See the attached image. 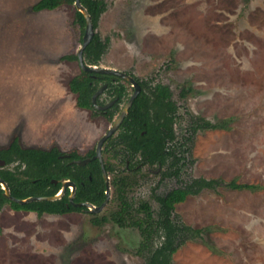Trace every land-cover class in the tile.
Segmentation results:
<instances>
[{
	"label": "rangeland",
	"instance_id": "374dc122",
	"mask_svg": "<svg viewBox=\"0 0 264 264\" xmlns=\"http://www.w3.org/2000/svg\"><path fill=\"white\" fill-rule=\"evenodd\" d=\"M39 1L0 0V149L19 137L23 147L84 156L117 116L111 121L76 106L69 83L83 71L78 60L63 57L82 46L77 9L34 12ZM105 1L97 33L110 45L100 66L170 88L178 108L174 145L184 158L180 176L163 179L164 168L138 166L139 156L126 166L104 154L114 168L106 208L40 216L7 204L0 212V264H146L140 230L112 219L120 210L114 186L120 178L137 217L143 214L135 210L149 203L157 218L156 196L194 179L254 186L221 184L178 204L177 219L203 233L172 264H264V0ZM182 88L191 89L186 97ZM193 116L219 128L194 134ZM95 215L109 220L96 226Z\"/></svg>",
	"mask_w": 264,
	"mask_h": 264
},
{
	"label": "trees",
	"instance_id": "16d2710c",
	"mask_svg": "<svg viewBox=\"0 0 264 264\" xmlns=\"http://www.w3.org/2000/svg\"><path fill=\"white\" fill-rule=\"evenodd\" d=\"M81 3L89 11L96 29V34L91 44L84 51L85 64L100 66L106 55L110 39H102L97 33L99 21L107 10L105 0H81ZM75 4V0H40L32 7L34 12L53 11L63 5ZM78 22L85 32L86 21L82 13L77 11ZM64 60H78L76 56H65ZM136 78V77H135ZM143 92L134 101L128 115L124 119L116 136H112L105 144L104 154L121 158L123 162H133L139 156L138 163L164 168L163 179L180 176V158L176 152L175 122L177 119V106L173 100L172 92L168 86L158 84L149 86L147 82H141ZM121 78L113 75L82 72L69 83L70 91L77 95L76 104L79 108L93 109L92 96L101 84H108L106 94L117 99L114 106L108 110V119L113 121L116 113L120 111L121 103L129 98L127 88L120 84ZM190 88H182L181 97H186ZM98 103H101L98 100ZM219 126L203 118L193 116L191 130L195 134L198 131L215 130ZM62 153L57 147L49 150L36 147H23L19 137H15L7 148L0 149V160L5 163L23 162L35 166H16L14 170L1 169L0 177L6 181L14 197L26 199L32 196H54L62 188L61 181L71 180L76 184L75 202H88L100 206L106 199V184L102 168L98 161L91 162L88 166H46L51 164L68 163V159H62ZM76 152L72 159H81ZM108 173L114 172L110 162H106ZM57 180L54 184L52 181ZM221 184L232 189H253L254 186L239 185L234 182L225 184L222 180L194 179L191 183L174 188L164 195L156 196L161 209L157 218L149 203H143L135 212L143 214L142 217L132 215L133 208L125 199L126 178L114 180L120 210L112 218L120 226L133 225L137 227L143 237L139 253L146 254V264H172L174 254L187 242L202 237V230L194 229L181 223L175 216L178 204L186 201L189 196L199 195L205 189H216ZM67 189L66 195L57 201L33 202L19 205L4 197V190L0 184V212L9 204L13 210L35 212L42 216L65 215L78 212L84 207H74L69 202ZM134 214V213H133ZM108 218L94 216L93 224L103 226Z\"/></svg>",
	"mask_w": 264,
	"mask_h": 264
},
{
	"label": "water",
	"instance_id": "95a60500",
	"mask_svg": "<svg viewBox=\"0 0 264 264\" xmlns=\"http://www.w3.org/2000/svg\"><path fill=\"white\" fill-rule=\"evenodd\" d=\"M75 7L77 9V11H79L80 13L83 14L85 21H86V28H85V32L83 35V40H82V46L80 48V50L78 51L77 57H78V62L79 65L82 69L83 72L86 73H97V74H104V75H113L116 77L121 78L122 80L130 83L133 88H134V93L132 94V96L130 97V99L128 100L127 104L125 105L124 109L122 110L121 114L119 115V117L115 120V122L113 123V125L111 126V128L109 129V131L99 140L98 144H97V149H96V155L93 157L92 160H99L100 164H101V168H102V172H103V177L105 180V184H106V199L103 202V204H101L100 206H95L91 203L88 202H83V203H76L75 202V195H76V184L71 181V180H65L63 179L61 181L62 183V188L61 191L54 196H32L26 199H19L16 198L12 195L11 193V189L8 186V184L6 183V181L4 179H2L0 177V184L2 186V189L4 190V197L10 201H13L19 205H26L29 203H33V202H43V201H57L62 199V197L65 195V192L67 191V189H71V194L69 197V202L72 206L74 207H84L86 208V210L89 213H93V214H99L101 213L106 206L109 204L110 202V198H111V184H110V177L109 174L106 170L105 164H104V158H103V147L105 142L111 138L112 136H114L120 126L122 125L124 119L126 118V116L129 113L130 108L132 107L134 101L137 99V97L140 95L141 93V86L138 83V81L130 74L123 72V71H119L117 69H112V68H107V67H102V66H89L87 64H85L84 61V51L85 49L91 44V42L93 41L95 34H96V29L93 23V19L89 13V11L84 7V5L81 3V0H75ZM106 89V86H104L103 88H101L94 96H93V103L96 106V108L98 110H107L108 108H110L111 106H113L115 104V101L111 102L110 104L102 107L99 106L97 104V99L98 97L104 92V90ZM90 161V159H86V160H78L75 161L74 163L80 164V165H85L86 163H88ZM0 164L3 165L5 164V161L0 160ZM54 184H57L58 181L57 180H53L52 181Z\"/></svg>",
	"mask_w": 264,
	"mask_h": 264
},
{
	"label": "flooded vegetation",
	"instance_id": "af4514ba",
	"mask_svg": "<svg viewBox=\"0 0 264 264\" xmlns=\"http://www.w3.org/2000/svg\"><path fill=\"white\" fill-rule=\"evenodd\" d=\"M133 76V75H132ZM134 78H135V76H133ZM136 79V78H135ZM124 81V80H123ZM139 81H141V82H145V81H142V80H139ZM126 82V81H125ZM127 84H129L132 88H133V86L130 84V83H128V82H126ZM139 84H140V82H138ZM148 83V82H147ZM148 85L149 86H152L151 84H149L148 83ZM104 86H106V89L104 90V92L98 97V99H97V104L99 105V106H102V107H104V106H106V105H108V104H110L111 102H113V101H115V103L117 102V99H113L112 97H111V99H110V101L109 102H106V103H103L102 101H101V97L103 96V95H108V94H106V91L108 90V84H101L99 87H98V89L96 90V92L93 94V96L101 89V88H103ZM140 86H141V93L143 92V86L140 84ZM154 86V85H153ZM156 86H158V85H155L154 87H156ZM165 86V85H164ZM126 87V86H125ZM133 93H134V88H133ZM140 93V94H141ZM77 96V95H76ZM93 96H92V107H93V109H83V108H80V109H82V110H86V111H92L93 112V114H103V115H106V117H108L109 115H108V110L109 109H111L113 106H111L110 108H108L107 110H98L97 108H96V106L94 105V103H93ZM132 95H130L129 96V98H128V100L130 99V97H131ZM98 100H100L101 101V103H98ZM128 100H127V102H128ZM127 102L125 103V105L127 104ZM125 105L123 106V108H121V106H120V111L118 112V113H116V115H115V117L117 116V118L119 117V115L121 114V112H122V110L124 109V107H125ZM76 106H77V104H76ZM78 107V106H77ZM114 117V118H115ZM116 118V119H117ZM113 121H114V119H113ZM115 122V121H114ZM109 140V139H108ZM107 140V141H108ZM106 141V142H107ZM106 142H105V144H106ZM98 144V143H97ZM105 144H104V147H103V158H104V148H105ZM53 147H57V146H53ZM53 147H51V148H53ZM51 148H49V149H51ZM58 148V147H57ZM49 149H45V150H49ZM59 149V148H58ZM96 149H97V145H96V147H95V149L93 150V151H91V152H89L88 154H86V155H81L80 153H78L77 151H71V152H69V153H64V152H62L60 149H59V151L62 153V155L60 156L62 159H68L69 160V162L68 163H66V164H64V163H60V164H51V165H46V166H88L91 162H95V161H98L99 162V160H92L93 159V157L96 155ZM179 149V148H178ZM74 152H76L80 157H83V158H81V159H72V154L74 153ZM179 157L180 158H182V160H181V163H180V165L179 166H182L183 165V163H182V161L184 160V158L181 156V155H179ZM86 159H90V161L88 162V163H86L85 165H80V164H77V163H74L75 161H78V160H86ZM99 164H100V162H99ZM104 164H105V166H106V162H105V158H104ZM0 166H35V165H33V164H29V163H23V162H12V163H5V164H3V165H1L0 164ZM100 166H101V164H100ZM126 166H131L130 165V162L128 161L127 162V165ZM138 166H150V165H144V164H142V163H139V165ZM155 166H158V165H155ZM160 169H162V167H160ZM103 173V172H102ZM109 174V173H108ZM110 184H111V182H110ZM69 189V188H68ZM70 190V192L69 193H71V189H69ZM66 193H67V191L65 192V195H66ZM68 197H70V194L68 195ZM82 212H88L87 210H86V208L85 209H83L82 210Z\"/></svg>",
	"mask_w": 264,
	"mask_h": 264
}]
</instances>
